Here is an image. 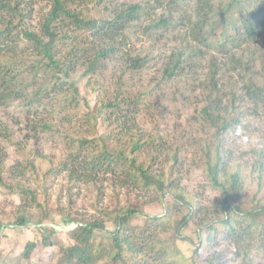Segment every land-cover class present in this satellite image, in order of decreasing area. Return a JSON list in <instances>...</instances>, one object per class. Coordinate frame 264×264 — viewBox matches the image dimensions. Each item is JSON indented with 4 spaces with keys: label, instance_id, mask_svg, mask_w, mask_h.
Returning a JSON list of instances; mask_svg holds the SVG:
<instances>
[{
    "label": "trees",
    "instance_id": "obj_1",
    "mask_svg": "<svg viewBox=\"0 0 264 264\" xmlns=\"http://www.w3.org/2000/svg\"><path fill=\"white\" fill-rule=\"evenodd\" d=\"M143 17L151 20L146 31L158 32L157 37L168 28L178 29L177 47L162 60V80L181 76L191 56L200 60L210 55L208 100L200 114L215 141L201 149L200 162L207 182L218 192L217 220L197 221L202 207L197 193L179 179L178 146H165L137 125L146 91H128L126 82L157 49L155 44L144 51L130 49L126 30ZM258 42L264 44V0H0V104L17 101L28 124L41 131L54 129L65 146L59 157L22 150V159L9 165L7 180L2 143L12 135L0 124V185L18 194L23 212L33 206L40 216L50 214L48 182L58 174L75 183L108 176L115 189L150 192L146 202L164 204L161 215L142 212L137 199L102 211L105 219L64 214V225L76 224L62 230L72 243L54 241L55 229L47 227L45 234L25 242L19 257L29 259L39 235L44 246L57 243L62 264H188L201 243L186 259L176 240L188 239L182 232L190 223L198 229L199 241L219 233L234 239L242 261L249 255L246 242L264 245V220L257 221L264 213V150L247 164L225 154L219 139L242 123L245 105L251 112H264V79L257 80L250 70V57L255 56L250 47ZM223 66L231 72L229 89L218 84ZM106 69L111 72L108 82L101 79ZM77 70L87 76L92 98L80 96ZM55 115L84 127L64 123V129L53 128ZM138 214L141 224L133 222ZM29 219L19 214L13 223L27 225ZM97 231L106 236L97 238ZM204 260L220 264L215 256Z\"/></svg>",
    "mask_w": 264,
    "mask_h": 264
},
{
    "label": "rangeland",
    "instance_id": "obj_2",
    "mask_svg": "<svg viewBox=\"0 0 264 264\" xmlns=\"http://www.w3.org/2000/svg\"><path fill=\"white\" fill-rule=\"evenodd\" d=\"M150 21L143 17L140 23L138 22L137 25L133 23L126 30L127 47L130 49L133 47L137 51H144L151 44H155L157 49L146 65L139 72L132 74V80L126 82L128 91H146V97L142 99L137 111V125L146 134L156 137L157 141L165 144V146H178L180 153L179 161H177L179 179L188 191L197 193L198 202L202 207L201 212L197 215V221L200 218L217 220L221 214L218 192L207 182L200 162L201 149L206 144L215 141L213 130L200 114L201 106L208 100L207 87L211 78V65L208 63L210 55L207 53L204 59L200 60L191 56L188 60L186 59L181 76H174L169 81L162 80L160 72L162 60L172 47H177L179 39L176 33L178 29L168 28L157 37L158 32L146 31ZM250 48L255 52V56L250 57L251 74H254L257 80H263L264 44L258 42ZM187 51L186 54L188 55ZM225 69L226 67L223 66L222 70L219 71L220 74L217 75L218 84L221 88L229 89L228 81L231 72L226 73ZM108 70L106 69L103 72L104 75L101 76V79L106 80V82L111 80V72ZM232 77L239 79L236 74ZM74 78L80 96L92 98L89 87L85 85L87 76H83L81 70H77L74 73ZM88 105L92 108V101H88ZM250 107L249 105L242 107L243 121L240 125L219 137L225 154L229 157L240 158L247 164L257 158L256 153L258 151L264 150V112L260 108L257 112H251L249 111ZM52 119L53 128L64 129L65 121L62 118L55 115ZM28 123L29 118L26 117L17 101L9 102L7 105L0 104V124L7 127V132L12 135L9 142L2 143L6 152L4 165V174L6 175L9 165L22 159V150L37 149L44 155L56 157L65 153L64 139L54 129L41 131L39 126L33 128ZM68 124L73 125L75 123L66 122L64 127ZM75 125L84 127L83 122ZM98 131L100 132V129ZM7 178L10 180L9 175ZM111 184V179L108 176H101L99 181L95 183L70 182L64 174L52 176L47 188L50 210L48 216L36 214L33 206L23 212L22 206H19L18 194L9 192L0 185V264H62L60 263L61 255L58 252L57 243L44 246L40 242L39 235L36 247L29 259L19 256L25 242L34 240L39 233L45 234L48 231L47 227L55 229L54 241L72 243V239L62 231L71 229L76 225L75 223L64 225L61 222L62 216L67 213L85 219L94 216L105 219L102 211H111L122 205L132 204L128 199L131 201L139 200L138 208L144 213L150 215L163 213L164 204L146 202L151 195L150 192L145 194L138 190L127 192L125 189H115ZM251 187L253 186L250 185L248 191H251ZM19 214L28 215L30 221L27 225L20 226L13 223L15 216ZM263 220L264 213H260L257 216V221L262 222ZM133 222L141 224L143 222L142 215L138 214ZM197 230L195 225L190 223L182 232L189 240H182L183 237L181 236L176 240L186 259L191 258L193 248L201 243L198 255L188 264L192 262L205 264L206 255L215 256L220 264H264V245L259 246L255 245L254 242H246V246H249V255L242 261V254L235 245L234 239L222 237L219 233L214 236L210 235L206 241V236H202L199 241L196 236ZM105 236L103 232H96L97 238L103 239Z\"/></svg>",
    "mask_w": 264,
    "mask_h": 264
}]
</instances>
